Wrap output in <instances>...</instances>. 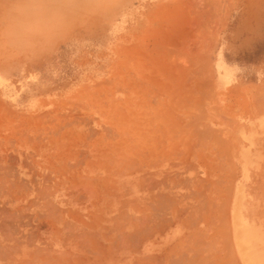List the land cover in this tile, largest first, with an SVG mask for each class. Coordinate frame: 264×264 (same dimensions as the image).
<instances>
[{
	"label": "rangeland",
	"instance_id": "374dc122",
	"mask_svg": "<svg viewBox=\"0 0 264 264\" xmlns=\"http://www.w3.org/2000/svg\"><path fill=\"white\" fill-rule=\"evenodd\" d=\"M54 3L47 52L34 20L0 31L1 243L19 264H175L177 236L221 242L233 162L216 66L264 75V0Z\"/></svg>",
	"mask_w": 264,
	"mask_h": 264
},
{
	"label": "crops",
	"instance_id": "0c3cea01",
	"mask_svg": "<svg viewBox=\"0 0 264 264\" xmlns=\"http://www.w3.org/2000/svg\"><path fill=\"white\" fill-rule=\"evenodd\" d=\"M27 1L0 0V31L6 19L34 20L40 50L47 52L51 39L49 28L55 25L51 22L56 17L55 0ZM20 2L31 3L32 11L16 15L7 10ZM65 3L63 0L64 6ZM67 13L66 10L59 11L63 25H66ZM28 33L31 34L24 31L15 35L20 38ZM229 66L221 63L216 66L218 81L225 84V108L231 118L233 165L225 201V235L221 242H217L215 230L209 232L202 237L196 249L192 246L186 251L183 239L180 250V238L177 236L175 264H264V75L253 81L243 62ZM243 99H246V104ZM10 111L8 107L0 108V114L5 116L0 118V125L9 123L7 115ZM133 259L128 264L139 263L136 257Z\"/></svg>",
	"mask_w": 264,
	"mask_h": 264
},
{
	"label": "bare ground",
	"instance_id": "6f19581e",
	"mask_svg": "<svg viewBox=\"0 0 264 264\" xmlns=\"http://www.w3.org/2000/svg\"><path fill=\"white\" fill-rule=\"evenodd\" d=\"M3 28H4V26H2ZM11 28V26H9V25H7V28ZM9 28V29H10ZM6 29V28H5ZM7 32V31H6ZM5 215V214H4ZM3 215V217H5ZM7 215V214H6ZM8 215H10V214H8ZM7 215V216H8ZM14 215V214H13ZM10 216H12V215H10ZM2 214H0V235L2 236V235H10L9 234V229L10 228H8V226L10 225H8L7 226V224L9 223H7L6 224V222H4V221H2ZM9 217V216H8ZM14 217V216H13ZM6 218V217H5ZM16 218V217H15ZM4 219V218H3ZM6 220V219H5ZM8 221V220H7ZM143 222V221H142ZM66 229V228H65ZM22 235V234H21ZM3 240V239H2ZM5 241H7L6 239H4ZM9 241V240H8ZM121 241H122V239H121ZM29 243V242H28ZM15 247V246H14ZM9 247H6L4 244H2L1 243V241H0V264H19L18 263V261H17V256H18V254H17V250L15 249V248H13L12 249V247L9 249ZM46 256H48V255H46ZM32 261V260H31ZM20 262V261H19ZM26 262V264H27V262H28V264H32L30 261H25ZM30 262V263H29Z\"/></svg>",
	"mask_w": 264,
	"mask_h": 264
}]
</instances>
